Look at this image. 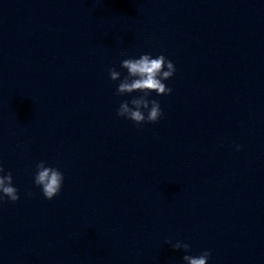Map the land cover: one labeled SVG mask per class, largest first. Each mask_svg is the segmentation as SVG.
Listing matches in <instances>:
<instances>
[{
	"label": "clouds",
	"instance_id": "1",
	"mask_svg": "<svg viewBox=\"0 0 264 264\" xmlns=\"http://www.w3.org/2000/svg\"><path fill=\"white\" fill-rule=\"evenodd\" d=\"M120 67L126 70L127 75L121 78V72L115 67L109 68V77L112 81H119L117 95L139 92L130 101H123L117 109V115L133 121L137 126L145 123H155L163 115L160 103L156 99H149L152 92L157 96L171 94L172 89L164 81L171 79L176 71L174 63L163 54L153 58L151 54H142L139 58H126L120 62ZM237 150L240 146L237 145ZM63 173L51 166H46L44 161L36 164L34 184L41 189L42 195L48 200L56 197L62 188ZM31 197L33 193L27 192ZM7 201L15 203L20 199L18 189L13 185L11 171L5 173L0 165V204ZM173 249H183L185 253L191 251L190 245L176 242ZM210 251L204 250L198 256L185 254L182 259L185 264H208Z\"/></svg>",
	"mask_w": 264,
	"mask_h": 264
}]
</instances>
